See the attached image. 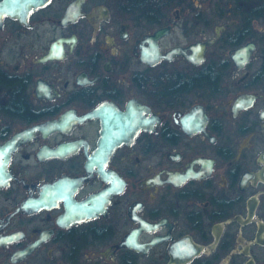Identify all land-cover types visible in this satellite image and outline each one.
Masks as SVG:
<instances>
[{"label":"flooded vegetation","instance_id":"af4514ba","mask_svg":"<svg viewBox=\"0 0 264 264\" xmlns=\"http://www.w3.org/2000/svg\"><path fill=\"white\" fill-rule=\"evenodd\" d=\"M0 264H264V0H0Z\"/></svg>","mask_w":264,"mask_h":264}]
</instances>
